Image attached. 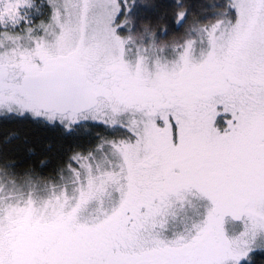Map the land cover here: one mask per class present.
Here are the masks:
<instances>
[{"label": "snow or ice", "instance_id": "snow-or-ice-1", "mask_svg": "<svg viewBox=\"0 0 264 264\" xmlns=\"http://www.w3.org/2000/svg\"><path fill=\"white\" fill-rule=\"evenodd\" d=\"M4 122L0 264L264 261V0H0Z\"/></svg>", "mask_w": 264, "mask_h": 264}, {"label": "trees", "instance_id": "trees-1", "mask_svg": "<svg viewBox=\"0 0 264 264\" xmlns=\"http://www.w3.org/2000/svg\"><path fill=\"white\" fill-rule=\"evenodd\" d=\"M25 130H27L29 135V143L36 147L38 154H44L45 152L48 151L44 147L46 143L52 142L55 148L59 140L58 133L52 130L39 129L13 122L0 123V138L11 135L12 133L17 131H25ZM23 156H24V163L27 164L30 158L27 157L26 153H24ZM260 264H264V261H261Z\"/></svg>", "mask_w": 264, "mask_h": 264}]
</instances>
